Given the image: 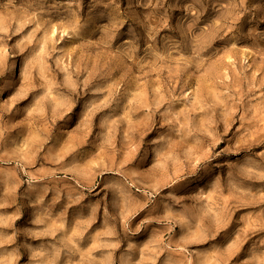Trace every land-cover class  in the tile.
Returning a JSON list of instances; mask_svg holds the SVG:
<instances>
[{"label":"rangeland","instance_id":"obj_1","mask_svg":"<svg viewBox=\"0 0 264 264\" xmlns=\"http://www.w3.org/2000/svg\"><path fill=\"white\" fill-rule=\"evenodd\" d=\"M0 264H264V0H0Z\"/></svg>","mask_w":264,"mask_h":264},{"label":"bare ground","instance_id":"obj_2","mask_svg":"<svg viewBox=\"0 0 264 264\" xmlns=\"http://www.w3.org/2000/svg\"><path fill=\"white\" fill-rule=\"evenodd\" d=\"M15 74H16V71H15V69L13 68V69H12V72H11V77H14Z\"/></svg>","mask_w":264,"mask_h":264}]
</instances>
